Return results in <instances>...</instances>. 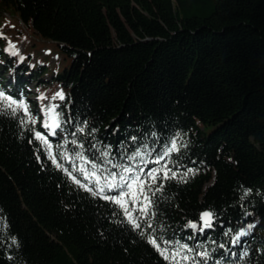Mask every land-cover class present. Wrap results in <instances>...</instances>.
<instances>
[{"label": "trees", "instance_id": "16d2710c", "mask_svg": "<svg viewBox=\"0 0 264 264\" xmlns=\"http://www.w3.org/2000/svg\"><path fill=\"white\" fill-rule=\"evenodd\" d=\"M0 10L32 34L22 56L0 37V91L28 106L0 114V264H264V0H0ZM43 42L69 65L50 71ZM56 87L52 131L39 109ZM135 176L152 204L143 214L144 195H126V216L105 197L129 189L107 185Z\"/></svg>", "mask_w": 264, "mask_h": 264}, {"label": "snow or ice", "instance_id": "6c2138e0", "mask_svg": "<svg viewBox=\"0 0 264 264\" xmlns=\"http://www.w3.org/2000/svg\"><path fill=\"white\" fill-rule=\"evenodd\" d=\"M56 96H59L61 99H63V94L60 93V92L56 93ZM0 99H2L3 101L6 102L5 105H4V110H5L4 113H0V114H6L7 110H11V114L15 115L17 109H19V108H23L25 110V112L27 113V108H26V105L24 104V101L21 100V101L18 102L16 100L12 99L10 96H6L2 91H0ZM53 99H55V97H53ZM13 105H15V107H13ZM54 107L55 106L49 108L48 112L49 113L54 112ZM56 115H58V114H56ZM44 126L45 127L57 128L60 125H59L58 122H54V124H52V125H49V124L46 123ZM80 131H83V129H80ZM36 138L44 141V143L48 146L49 150L51 149V145L48 144L47 140L39 132L36 133ZM175 150H177V146H176V142L173 141L171 148L168 149L167 152H165L164 155H167L168 152L175 151ZM103 155L107 156L108 153L105 152V153H103ZM140 155H141L140 152H136L135 156H130V157H128V159L129 160H134L135 157H138ZM49 156L53 160V163H56V159H55V157H53L51 155V151H49ZM161 159H163V157H161ZM156 162L159 163V161H156ZM57 167L59 168V167H61V165L57 164ZM93 167H95V165ZM114 167H122L123 173H131L133 171V169L131 167H124V166H121V165H114ZM65 171H67V170L65 169ZM157 171L158 170H155V169L151 170V171H149V173L147 175L149 177H151L153 181H155V179H156L155 173ZM189 171H191V170H189ZM69 175H71V173H69ZM184 175L186 176L187 173H185ZM175 176H176V173H172V177H168L167 172L165 173V178H175ZM120 179H121V181H125V177L123 175H121ZM76 183L79 184L80 182L77 180ZM133 185H138L139 186V192L138 193L132 191ZM124 186H126L129 189V192H121L119 197H105V199H110L114 203L118 204L121 208L124 209L125 215L126 216H130V210L127 209V208H124V204L122 203L124 196L132 195L133 198L135 199V198H137L138 194L139 195H144V200L147 201V203L144 205V207H142L140 209V211L143 214H147V209L151 206L152 200H151V198L149 196H147L144 193L145 185H144V182L140 179V177L139 176L133 177L132 180H131V183H126V184H121V185L109 183L107 185V187L110 188V189L111 188H116V187H124ZM81 187H83V185H81ZM86 190L90 191V189H86ZM149 190H151V189H149ZM160 190L161 189H157L156 191H160ZM93 194L95 195V193H93ZM212 216H213V214L211 212L202 213L201 220L203 221V227L204 228H209V227L212 226ZM129 223H131L133 225V227L136 228V229L140 228V224L137 223L136 221L132 220V219H129ZM148 226L150 227L151 225L149 224ZM189 226L192 227V228H196L197 227V225L193 224V223H190ZM201 230H203V229H201ZM244 234L245 233H241V235H244ZM141 235H144V233L142 232ZM148 242L150 244H152L154 247H156L157 250L161 251L162 255L164 254V252L160 249V246L157 244V241L155 239H153L151 236L148 237ZM180 247H184V246H180ZM200 255L207 257L208 253L204 252V253H201ZM245 255H247V253H245ZM168 258H169L168 256H165V259H168ZM185 259H187V257H185Z\"/></svg>", "mask_w": 264, "mask_h": 264}, {"label": "rangeland", "instance_id": "374dc122", "mask_svg": "<svg viewBox=\"0 0 264 264\" xmlns=\"http://www.w3.org/2000/svg\"><path fill=\"white\" fill-rule=\"evenodd\" d=\"M22 25L19 24V20L16 16H14L12 13L6 12L5 10H0V37L2 35L6 34V38L9 41V44L11 45L12 51L15 53L16 56L19 55H25L27 53H24L25 50V41L28 39V33H20V35H17L20 32V28ZM30 35H32L30 33ZM8 41L6 40V43L8 45ZM44 44L39 47V50L37 51L38 57L45 58L48 62V66L50 68V71H61L64 69L65 65H69V61H63L60 64H57L58 61V54L55 48L48 42H43ZM62 93L63 98L65 96V91L61 87H56V93ZM56 93L48 97L44 100V108L39 109L41 114L44 115V117H40L41 119L45 118V121L47 124L52 125L54 122L57 121V115L58 112L56 110L57 100L61 99L59 96H56ZM55 97V99H53ZM39 98V96L37 97ZM36 98V99H37ZM24 101V104L26 105V108H28L27 103ZM36 107H38V102L36 101ZM54 107V112L49 113L48 109L51 107ZM52 131H54L56 128L49 127ZM135 187L133 186L132 191L135 192Z\"/></svg>", "mask_w": 264, "mask_h": 264}, {"label": "water", "instance_id": "95a60500", "mask_svg": "<svg viewBox=\"0 0 264 264\" xmlns=\"http://www.w3.org/2000/svg\"><path fill=\"white\" fill-rule=\"evenodd\" d=\"M204 212H210V211H204ZM204 212H202V213H204ZM202 213H201V215H202ZM214 221V217L212 216V222ZM203 222V221H202Z\"/></svg>", "mask_w": 264, "mask_h": 264}]
</instances>
